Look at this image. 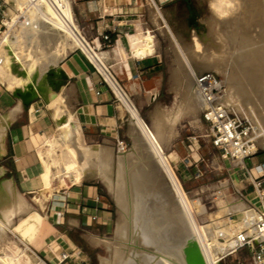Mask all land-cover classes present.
Here are the masks:
<instances>
[{"label":"bare ground","instance_id":"bare-ground-1","mask_svg":"<svg viewBox=\"0 0 264 264\" xmlns=\"http://www.w3.org/2000/svg\"><path fill=\"white\" fill-rule=\"evenodd\" d=\"M6 1L11 2L18 12L16 15L13 13L14 15L10 18V25L14 26L16 23L18 24V22L24 25L25 29H27L25 31L28 32L24 35V37H27L28 40L25 41L24 44L21 40L16 39L14 36L9 37V39H5L7 40V43H4L5 48L2 50V52H0V83L6 86V88L15 95V98H17L24 105L31 96L37 92L41 93L48 87V85L53 83L51 82L49 75L50 71L52 70V66L57 60L59 61L60 59L58 58L59 52L63 50L66 54L69 49H72L75 46H80V43L78 42L76 36L73 33L74 31L68 22L73 21L69 0H51L52 3H50L48 0ZM262 1L264 2V0ZM258 2L259 0H256L255 4H250L249 0H208V9L211 16L204 22L206 27L204 25L203 26L207 30L204 35H199L193 31L191 34L189 33V41L185 42L180 36L172 34L177 53L180 57L179 61L181 68L178 71H174L171 76L174 78L173 85L176 87L180 85L182 87L181 108L172 112L165 110L156 111L154 113L151 126L141 118L137 108L134 106L131 100L128 97H125L115 87H113L116 96L121 100L129 113V127H131L129 132L131 131L133 140V153L131 159L133 160L131 161L129 159L130 161H128L129 163L127 167H125L123 165L124 161L119 159V177L115 187L112 186V179L109 176V156L107 154L103 155L101 158H98L99 160L97 164H95V169L93 167L95 174L101 178V181H105L109 185L108 188L111 187L113 189L115 195L114 199L116 198L117 200V203L116 201L115 203L118 204L120 210H117L118 213L120 212V218L116 224V232L114 230L116 233L114 236H116V239L120 242L115 245V249L113 251L110 249L111 252H114V254L118 256V260L116 259L117 261L114 260L116 263H112L109 259L104 257L100 260L101 264H186L184 256V249L186 247L198 249L205 264H219V256L225 253L231 246L232 243L229 241V239H231L235 232L242 227L245 219L248 217V213L245 211L244 204L240 205L241 203H239L238 205V203H236L238 206L231 208L228 206L229 210H226L227 213H236L239 215V219L237 221L228 219V225L226 228H219V226L206 225L198 222L199 220H196V215L203 213L204 210L198 207L197 201H191L187 197L176 173L171 166L169 156H167L164 152L161 144L162 140L160 141L161 138H159L162 137V135L159 136L158 132L159 129L161 130L163 123H170L171 125H174L177 122L179 111L192 114L194 117H196L198 110L201 108V102L193 87L191 73L199 74L201 72L210 70L217 73L221 77L220 83H223L226 86L221 103L228 109L230 107L233 110H244L242 107L243 104L241 105L235 100L233 95L234 88L232 89L231 87L234 75L229 71V68L231 67H227V61L230 60V56H227L229 50L227 47L229 46V42L223 41V37L219 35L217 28H219L220 25L223 26L225 24L231 23H233V28L235 25L234 22H237L238 18H240V21L242 20L241 16L243 13L244 15L247 14V19H257L260 14L259 11L262 10H258ZM62 15L66 17L65 20H63ZM160 16H162V14ZM245 20L246 18H244V21ZM5 21L7 20H3V25H5ZM248 22L249 21L246 23ZM217 23L219 26H217ZM165 25L168 26L166 23ZM239 26L241 25L239 24ZM256 26L257 25H255V27ZM10 28L11 27H9V29L5 32L4 38L9 35V31H11ZM238 31H241V29ZM262 33L264 35L263 31ZM246 36L244 38L242 34L234 33L232 35L233 38H231V48L233 45L238 47L236 57L239 59L247 57L251 58V56L255 55L257 51L255 48L256 43H253L254 40L252 41V38H246ZM18 38L21 39L20 36ZM206 38L212 41L213 44H209ZM262 41H264V39ZM2 42L3 40H0V46L2 45ZM154 43V36L149 33H145L141 37V44L135 47L134 53L141 56L145 54H152L154 52ZM259 43L262 42H258V44ZM22 44L28 48H32L33 50H36L37 48L38 51L36 50V52L34 50V55H31L27 52L30 57L27 54L26 58L28 57L29 60L24 66L23 71L17 74L15 73L14 61H18V59L13 58V60L11 57L13 55L11 54H13V52L16 54L15 51L17 48H22V46H20ZM94 52L98 57L101 56L100 53L98 54V52ZM42 60H45L47 63V68L45 70L41 69L40 64L43 63L41 62ZM16 64L18 65L17 62ZM20 66L22 67V65ZM228 66L231 65L229 64ZM58 73L59 71L56 74L58 75ZM254 78L264 79V76L256 74L254 75ZM263 81L256 89L259 94L260 92H264ZM258 96L259 95H257V97ZM50 101L52 100L50 99ZM57 109L58 108H56L55 111ZM252 109H249L250 111L244 110V113L250 118H254L256 121L255 124H257V128H255L254 124V130L251 136L255 139L256 144L264 147V118H259L256 114V111ZM257 109L260 108L257 107ZM262 109L264 110V107ZM263 110H261V112ZM257 112L259 111L257 110ZM65 116L67 115L65 114ZM56 119H58L59 128L61 131L58 138H53L49 142L46 151L44 152V157L50 163V166L55 167L59 165L58 179L62 181V183L64 182L66 185L64 179H67L72 183H78L82 181L88 173H91V164L85 159L84 162L81 163L82 166L80 164L76 147L78 142L75 145L76 135H78L77 128L74 124L70 123L72 119L70 117L67 121H61L58 117ZM4 120L0 119V152L2 150V136L4 134V128L7 124L4 122ZM57 146L66 151V156L65 158H60L61 161L59 158H57V156H54L55 148ZM102 150L103 149H101V151ZM81 157L88 158L87 154H84V152L83 156ZM128 157L130 156H127L126 158ZM126 161L127 160H125V162ZM4 174L5 172L0 168V253H3V255L0 254V264H14L16 258H12V255L10 257V254L7 255V253L4 252L5 246L7 247L6 243L4 242L9 239L8 232H11L10 226L12 212H14L13 208L16 202V187L14 188L11 179L5 177ZM163 174L172 190H169V187L165 186V183H163ZM48 177L50 178L51 182L56 180V174L54 172H50ZM158 177L162 178L158 179ZM159 181H162V183H159ZM152 184L157 185V191L149 187V185ZM49 189L51 190L52 188ZM161 190L163 193H161ZM52 191L53 190L48 192L51 194ZM169 192H172V195L170 194V196H168ZM150 193H153L154 195L153 196L151 194L153 196L151 197L153 201L163 203L168 206L166 209V215H168L167 218L169 217L170 221L174 225L176 237L167 235L164 224H166L168 221H166L165 216L160 215L162 214V211L159 212L160 214H158L156 207L153 208L148 205L149 198L147 197ZM166 193L168 197H165ZM252 196L254 199V194H252ZM22 201L18 196V206H16V210L17 208L23 206ZM155 204L158 205L157 203ZM159 207L162 208L161 206ZM219 236L225 237L228 241L225 240L226 243L221 244L218 241ZM109 241L110 240L105 242L108 243ZM125 241L128 242V244L125 245ZM111 242H113V240ZM154 243H157L159 248L154 247ZM107 245H109V243ZM25 248L28 249L27 246H25ZM105 248L107 249L108 247ZM16 249L17 248H15V250ZM16 252L17 251H15V253ZM18 259L19 258H17V260ZM27 260L28 259H26V261Z\"/></svg>","mask_w":264,"mask_h":264},{"label":"crops","instance_id":"crops-1","mask_svg":"<svg viewBox=\"0 0 264 264\" xmlns=\"http://www.w3.org/2000/svg\"><path fill=\"white\" fill-rule=\"evenodd\" d=\"M69 1L75 22L90 43L99 49L121 84L131 91L138 108L145 110L146 123L151 126L157 110L172 112L178 98L171 89L174 84L172 69L163 63L157 49L149 55L134 53L145 33L135 36L139 38V43L135 45L129 42L131 37L128 34L135 30L138 23L142 29L154 35L165 29L168 35L169 31L175 35L177 31H184L180 35L186 36L191 29L186 25L191 11L188 0ZM161 22L166 23L169 30ZM104 33L111 39L108 46L102 42ZM56 65L52 66L49 75L53 83L41 93L31 96L24 105L13 95L17 105L11 104L12 99L2 90L4 85L0 83V119L6 120L4 132L11 149L9 155L6 147V157L14 182L24 191L37 188L34 185L35 177L41 170L37 151L44 144L48 129L55 126L59 128L57 117L61 121H67L70 117V123L79 128L82 136L88 137L98 135L114 138L119 125L128 122L127 113L114 106L106 91L101 89L100 96L95 95V91L99 90L98 79L80 52L70 51ZM61 71L64 79L60 78ZM56 97L59 107L54 105ZM45 103L55 107L53 115ZM158 135H162L159 137L162 147L177 173L182 177H195L193 166L197 146L191 140L192 131L188 122L182 119L174 125L163 123ZM2 150L5 151L4 144ZM263 169L264 159L254 161L251 157L240 166L237 176L247 177L246 173H249L257 177ZM54 201L45 228L35 231L32 225L26 226L23 237L30 251L48 262L56 260L59 264H79L82 259L74 250L76 244L73 235L96 229L107 231L112 223L110 202L100 194L98 186L82 181L64 187L55 195Z\"/></svg>","mask_w":264,"mask_h":264},{"label":"rangeland","instance_id":"rangeland-1","mask_svg":"<svg viewBox=\"0 0 264 264\" xmlns=\"http://www.w3.org/2000/svg\"><path fill=\"white\" fill-rule=\"evenodd\" d=\"M0 1L4 5V7L2 8V13L0 15V40H3V42L1 43L2 45L0 46V52H2V50L5 48L4 47L5 44L7 43V40H5L6 38L9 39V37L14 36L16 39L21 40L25 44V41H27L28 39H27V37H24V35L28 32L25 31L27 29H25V26L22 25L20 22H18V24L16 23L14 26L10 25V18L14 14L15 15L18 14V12L16 11V9L14 8V6L12 5L11 2H7L6 0H0ZM188 3H189L191 11H190L189 16L187 17L186 25L191 27V29H190V31H188L186 36L180 35V33L184 34L185 33L184 31H182V32L177 31V33H176L185 42L189 41L190 34L193 31L199 35H204L207 32V30L205 28L206 24L204 22L207 18H210V16H211L210 11L208 9V0H188ZM249 3L255 4L256 0H249ZM263 4H264V2L262 0L261 1L259 0L258 10L262 9L261 10L262 12L259 11L260 14L257 17V19L256 18H251L252 20L247 19L248 18L246 16L247 14L244 15V13H243L241 16L242 20L240 21V18H238V21H240V22H238V21L234 22V24H235L233 26L234 29L232 28L233 23L225 24L223 26L222 25L219 26V24L217 23V26H219V28H217L219 35H221L223 37V41H225V42L228 41L229 46H230V47L229 46L227 47L229 49L227 56L228 55L230 56V60L227 61V63H228L227 67L228 68L231 67V68H229V71L234 75V79H233L234 82L232 81V83H231L232 89L234 88L233 89L234 98L237 101V103H240L241 105L243 104L242 107L244 108L245 111L252 109V107H253L252 110L256 111V114L259 118H264V110L262 109L264 107V101H263L264 100V92H262V93L260 92V94H259L256 89L258 88L259 85H261V82L264 79H256V78H254V75L257 74V75H263L264 76V72H262V71H264V69H263L264 68V41H262L264 39V37H263L264 35L262 33V31L264 32V23H263L264 22V11H263L264 5ZM244 18H246L245 21H244ZM3 20H7L4 22L5 25H3ZM247 21H249V22L246 23ZM252 21H254V22H252ZM255 22H256V24H255ZM238 23L241 26H239ZM161 24L163 27H167V29L169 30V27L166 26L164 24V22H161ZM249 25H251V26H249ZM255 25H257V26L255 27ZM9 27H11L10 28L11 31H9V33H8L9 35L4 38L5 32L9 29ZM239 28L241 29V31H238V30H240ZM248 28H249V31H248ZM254 29H256V30H254ZM147 32L154 36V42H155L154 43L155 44L154 52L156 51V49L158 50V52L160 53V55L162 57L163 63L168 68L172 69L171 75L173 74L174 71H178L181 68V64L179 61L180 57L177 53L176 45H175L174 40L172 38V34H173L172 32L169 31V35H170L169 36L167 34L166 30L163 29V30H160L157 33V35H154L155 33H151L147 29H142L140 27V25L137 23L135 25V30L132 33L128 34L129 37H131V40L129 41L131 43V45H135V44L139 43V38H135V36H137L138 34L147 33ZM228 32H229L230 36L228 35ZM234 33L235 34H237V33L242 34L244 38L247 35L246 38H252V41L254 40L253 43L254 44L256 43L255 48L257 50L255 55H252L251 58L247 57V58L239 59L236 57L238 47L233 45L231 48V45H230L231 38H233L232 35ZM252 33H253V35H252ZM19 36L21 37V39L18 38ZM255 37L257 38V41H256ZM227 39H229V40H227ZM206 40L209 44H211V45L213 44V42L210 41L208 38H206ZM258 42H262V43H259L262 46L259 45ZM24 44L20 45V46H22L23 49L20 46H18V47H20V49L17 48V50L15 51L17 55L14 54V52H13V54H11V55H13V56H11L12 59L13 58L18 59V61L17 60L14 61L15 73H17V74H19L23 71L24 66L28 62L29 59H28V57L26 58L27 54L29 53L31 55H34L35 51L37 50V48H36V50L34 49L35 50L34 51L32 48H28ZM33 48H35V47H33ZM27 49H28V51H27ZM70 51H73V48L69 49L67 53H69ZM29 54H28V56H29ZM59 54H58V58L61 59L65 53L63 50H61L59 52ZM131 55L134 56L133 54H131ZM235 60H236V62H235ZM246 61H248V62H246ZM16 62L18 63V65L16 64ZM41 62H43L42 64H40L41 69L45 70L47 68V63L45 62V60H42ZM58 62L59 61L57 60L54 65L58 64ZM251 62H254V63H251ZM256 62H258V63H256ZM44 64H45V67H44ZM229 64L231 66H228ZM254 64H255V67H254ZM20 65H22V67ZM209 72L216 75L219 78V80L221 81V77L217 73H215L214 71H211V70ZM235 77H237V78H235ZM222 85L224 86V90H225L226 89L225 84L222 83ZM171 89L174 90L175 94H177V96H178L177 102L175 103L176 107H175V109H173V111H176L179 108H181L182 87L180 85L177 87L175 85H172ZM2 90H5L4 92H6L8 97L10 99H12L10 103L15 104L16 100L13 98V96L15 97V95L10 90H8L6 88V86H3ZM125 90H126L127 95L129 96V99L134 104V106L137 108L141 118L145 121L144 113H143L145 110L144 111L140 110L137 106V102L135 101V98H134L133 94L131 93V91L128 90L127 88H125ZM12 94H13V96H12ZM257 95H259V96L257 97ZM255 96H256V98H255ZM247 100H249V101H247ZM256 100H258V101H256ZM31 102L32 101H30V103ZM45 105L47 106V109L52 114L54 107L49 106L48 103H45ZM54 105L59 107L58 97L55 98ZM250 105H251V107H250ZM257 107H259L260 109H257ZM24 108L25 107H22V109H24ZM255 108H256V110H255ZM118 109L120 111H124L121 106H118ZM229 109H231L232 111H234L236 113H240L241 115H244V116L248 117L249 119H252L244 113V110H241V109L233 110L230 107H229ZM257 110L259 112H257ZM261 110H263V111L261 112ZM60 112H62L61 109H60ZM3 113H5V112H3ZM188 115H189V117H186ZM126 119H128L127 120L128 122H126V123L124 122L123 124L119 125L118 134L114 138H109L106 136H98V135H96L94 137H88L86 135L82 136L80 134V130H78V128H77V134L78 135H76L75 145L78 142V144L76 145L77 153H78V159L80 161V164L84 162V159L86 161L88 160L91 164L90 167H92L90 170L91 173H88L85 176V178L82 180V182H86L89 184H95L96 186H98L100 194L110 202V205L112 208V223H111L110 228L107 231H104L102 229H96V230L86 231V232H84V234H81V233L76 234L75 233L73 235V240L76 244V247H74V250H75V252L78 253V256L80 257V259H82V262L79 264H101L100 260L104 257L106 259H109L110 262H112V263H114V262L116 263V261L118 260V256L116 254H114V252H111V250L113 251L115 249V245L120 242L116 239V236H114V234L116 235V233H115L116 229H117L116 224L118 223V219L120 218V216H119L120 212L118 213V211H120L119 206H118V204H116L117 203L116 198L114 199L115 195H114L113 189L111 187H110L111 189L108 188L109 185L105 181H103V180L101 181V178L95 174L94 169L96 167L95 164H97V162L99 160L98 158H101L103 155L107 154L109 156V176L112 179V183H113L112 186L115 187L117 180H118V177H119V172H118V170H119V168H118L119 167V159H121L124 162H125V160H127L125 163L123 162V165L125 167H127L128 163H129L128 161L133 160V159H131L132 153H133V149H132L133 148V144H132L133 140H132L131 131L129 132V130H131V127H129L130 126L129 125L130 124V120H129L130 118L128 115H126ZM178 119L179 120L183 119L184 121L188 122V127L192 131V135H191L192 139L191 140L197 146V151L195 152V166H193V169L195 171V177H182L181 175H179L177 173V171L175 170V168L173 167L172 164H171V166H172L174 172L176 173L187 197L191 201H197L198 207H200L204 210L203 213L196 215V220L197 221L199 220L198 222H200L201 224L212 225V226H217V227L219 226V228L220 227L226 228L228 225L227 224L228 219H232V220H236V221L239 219L238 214L233 213V212L227 213V211H226L227 209L229 210V208H231V207H236L239 205V203H241L240 205L244 204V208L246 209L242 195H243L244 191L248 188V184H247L244 177H238L237 176V171H239L240 166H241L239 164L240 161H232V160L222 159L220 156V152H218L216 149H214L211 146L209 139L204 136L206 126L201 119L200 109L198 110L196 117H194L192 114L179 111ZM178 119H177V122L179 121ZM252 120H253V123L255 124L256 121L254 120V118ZM255 128H257V124H255ZM60 131H61L60 128L57 129V126L53 127V129L49 128L47 131V136H46L44 144L37 151L39 153L41 170H40V174L38 175V177H35V184L34 185H36L37 188L34 191L21 190L18 183L14 182V180H13L14 177H12V171L10 168V164L8 162V158L6 157V147L8 146V144H7L8 142L6 139V133L3 132L4 134L2 136V145L4 144L5 151L2 150L0 152V168L5 172V174H4L5 177H8L11 179V181L14 185V188L16 187L15 188L16 189L15 190L16 202H15L14 208H13L14 212H12V219H11V226H10L11 232H8V238L9 239L4 242L7 245V247L5 246V248H4V252L7 253V255L10 254V257L12 255V258H16L15 262L16 261L17 262L16 263L14 262V264H59L58 261H56V260L48 262L44 258H42L38 255H34L30 251L28 243L25 241V238L23 237L24 236L23 230L26 226H29V225H32L35 231H38V230L40 231V230L44 229L46 226V221L48 219L47 215L49 214L52 203L56 202V201H54L55 195H57L58 192L61 191L64 187L71 186L73 184L72 182L68 181L67 179H64L66 185L64 184V182L62 183V181H60L58 179V177H59V165L55 166V167L50 166V163L44 157V152L46 151V148H47L49 142L53 138H58ZM257 146H258V150H257L258 154L255 155L254 157H252V159L254 161H256L260 158L264 159V147L260 146L259 144H257ZM83 149H86V150H83ZM101 149H103V150L101 151ZM65 152L66 151L62 150L61 147L57 146L55 148V155L54 156L55 157L57 156V158H59V160L61 161V159L65 158V156H66ZM83 152H84V154H87L88 158L81 157V156H83ZM94 152H96V153H94ZM127 156H130V157L126 158ZM89 159H91V160H89ZM81 166H82V164H81ZM93 167H94V169H93ZM50 172H54L56 174V180L54 182L53 181L51 182L50 178L48 177ZM160 178H162V177H158V179H160ZM162 179H163V183H165V186L169 187V190H172L170 185L168 184V181H167L166 177L164 176V174H163ZM60 183H62V184H60ZM159 183H162V181L161 182L159 181ZM49 184H52V185H49ZM149 187L151 189H154L155 191L158 190V189H156V187H157L156 184L155 185L154 184L149 185ZM49 188H52L51 190H53L51 192V194L49 193L51 191ZM247 192H249V191H246V193ZM161 193H163L162 190H161ZM151 194L153 195V193H150L148 195V197L146 196L147 198H149L148 205H150L153 208L156 207V209L158 210V212H157L158 214H160L159 212L162 211L161 212L162 214H160V215L165 216L166 221H168V222H166V224H164V228H165V231L167 232V235H169L171 237H176V231H175L174 225L170 221V218L169 217L167 218L168 215H166V209L168 208V206L166 204L153 201L151 197H153L154 195L152 196ZM170 194L172 195V192H169L168 196H170ZM18 196L21 199V201L23 200L22 201L23 206L20 208H17V210H16V206H18L17 205V197ZM168 196L166 193L165 197H168ZM248 198L253 200L252 194L248 195ZM115 201H116V203H115ZM155 203H157L158 205H156ZM236 203H238V205ZM159 204H161V205H159ZM27 205H28V207H27ZM231 205H234V206H231ZM159 206H161L162 208H160ZM228 206H229V208H228ZM163 207H165V208H163ZM19 212H21V213H19ZM13 213H14V216H13ZM167 223H169V224H167ZM114 230H115V232H114ZM108 240H110L108 242L109 245H107L108 243L105 242ZM112 240H113V242H111ZM225 240L228 241L223 236L218 237V241L221 244L226 243ZM231 240H232V238L229 239V241H231ZM110 243H112V244H110ZM124 244L126 245V244H128V242H126ZM24 245L27 246L28 249L25 248ZM112 245H113V248H112ZM105 247H108V248L106 249ZM154 247L159 248V245L156 243ZM15 248H17V249L15 250ZM15 251H17V252L15 253ZM20 252H22V253H20ZM0 254L3 255L2 252ZM19 254L21 255V257ZM238 256L244 257V256H246V252H243L240 255L231 256L230 258L226 259L225 264H234V260ZM17 258H19V259L17 260ZM25 258L28 259L27 260L28 262L26 261ZM40 260L42 263L40 262ZM114 260H116V261H114Z\"/></svg>","mask_w":264,"mask_h":264},{"label":"built area","instance_id":"built-area-1","mask_svg":"<svg viewBox=\"0 0 264 264\" xmlns=\"http://www.w3.org/2000/svg\"><path fill=\"white\" fill-rule=\"evenodd\" d=\"M48 1L52 3L51 0ZM3 7L4 5L0 1V15ZM62 18L63 20L66 19L64 15H62ZM68 22L80 43V46H75L73 51L80 52L83 55L98 79L99 90L95 91V95L100 96L101 89L106 91L110 95L114 106H121L129 115L126 107L113 90V87H115L125 97L129 98L125 88L103 57H98L95 54L94 51L100 53L99 49L90 43L74 18L73 21ZM101 38L105 46L111 43L108 34L104 33ZM191 79L201 102L200 115L206 126L204 136L209 139L211 146L220 152L222 159L240 161L239 164L243 165L246 159L258 153V146L251 136L254 130L253 121L226 108L221 103L224 86L216 75L209 71L199 74L191 73ZM152 99L154 100L155 97L153 96ZM246 176L244 178L250 191L246 193L247 188L242 198L248 217L232 237L231 246L219 256L218 261L220 264H225L226 259L240 255L243 252H246V256H238L234 260V264H264V169L257 177L249 173H246ZM250 194H254L253 200L248 198ZM92 219H95V217L92 216Z\"/></svg>","mask_w":264,"mask_h":264},{"label":"water","instance_id":"water-1","mask_svg":"<svg viewBox=\"0 0 264 264\" xmlns=\"http://www.w3.org/2000/svg\"><path fill=\"white\" fill-rule=\"evenodd\" d=\"M60 78H65L62 71L60 72ZM184 256L186 264H205L203 257L198 249L186 247L184 249Z\"/></svg>","mask_w":264,"mask_h":264},{"label":"trees","instance_id":"trees-1","mask_svg":"<svg viewBox=\"0 0 264 264\" xmlns=\"http://www.w3.org/2000/svg\"><path fill=\"white\" fill-rule=\"evenodd\" d=\"M8 154H11V149H10V145L8 144Z\"/></svg>","mask_w":264,"mask_h":264}]
</instances>
